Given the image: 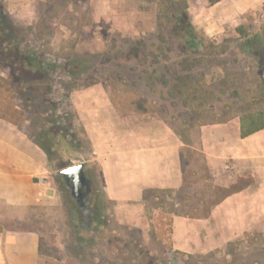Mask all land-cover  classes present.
I'll return each mask as SVG.
<instances>
[{
	"label": "rangeland",
	"instance_id": "1",
	"mask_svg": "<svg viewBox=\"0 0 264 264\" xmlns=\"http://www.w3.org/2000/svg\"><path fill=\"white\" fill-rule=\"evenodd\" d=\"M170 1L87 0L82 6L79 0L76 3L72 0H0L5 12L3 26H0V46L7 48V39L9 41L13 36L15 45L27 47L34 57H43L40 60L54 69L49 70V93L43 111L50 118L62 115L59 126L69 147V153L58 151L57 146L47 138H39L37 126L40 124L29 110H24L20 116L13 115L28 138L20 132V138L15 141L47 166L48 179L58 195V205L50 208L47 217L44 211L43 217L34 219V226L31 227L39 230L41 235L39 264H264V216L233 240L196 242L197 248L195 246L193 251L189 249L184 254L174 252L173 211L179 210L178 205L184 195L190 194L188 205L197 203L200 196L194 195L198 192L196 185L185 186L178 192L150 191L143 207L139 203L109 201L103 193L100 160H96L97 155L91 151L93 145L105 147L112 138L119 139L123 131L161 132L168 127L181 135V141L195 144L199 139L200 123L226 116L240 118L246 112L259 111H262L264 119V100L256 103L250 100L256 94L254 85L260 69H257L256 61H250V56L237 50L235 32L237 26L258 29L264 21V3L252 10L237 12L228 10L226 3L211 6L212 3L206 0H186L192 24L204 36L198 47L202 61L190 72L193 78L198 79L193 84L198 86V90L193 89L187 94V106L171 105L168 99L160 97L157 88L151 94L145 82L137 81L135 85L118 80L110 82L108 77L100 80L103 75L92 74L69 81L67 57H78L75 61L79 62L81 57L86 56L92 59L94 65L95 55L103 52L100 62L105 64L103 62L108 60L104 52L117 45L118 41L140 40L152 49L156 45L167 44L172 49L176 47L173 42L175 37L172 36L176 29L174 24H162L164 16L171 15L172 10L165 7ZM159 36L164 39L169 37L162 42ZM8 49H12V45ZM209 50L212 53H208ZM168 54L170 59L161 56L155 63L152 59L141 63L147 67L158 66L162 68L159 71L164 70L167 75L172 67H179L177 63L182 59L175 53ZM235 55L239 57L238 63L232 62ZM11 57L15 72L28 78L26 60L15 54ZM3 60L0 56V75L6 76L13 68L11 65L1 66L5 63ZM249 61L252 69L245 65ZM97 71L100 73L103 69ZM123 72L127 74L128 71ZM234 76L237 77L235 81L229 80ZM249 77L251 81H248ZM223 80L226 81L224 85L221 84ZM219 86L224 89L223 95H220L221 90H217ZM235 89L239 91L237 95L233 93ZM139 91H148L145 101L137 96ZM163 95L166 97V92ZM5 96V93H0V114L3 116H6L8 107ZM20 96L18 103L25 105L22 92ZM218 96H221L220 101L216 99ZM140 103L150 111H137ZM54 105H58L55 112L52 109ZM239 105L244 110H240ZM197 111L202 116L199 123L191 126ZM188 127L190 130L186 131ZM93 156L94 160L88 166L96 191L98 216L91 226L82 229L75 204L66 197L55 171L77 163L79 158ZM50 163L55 170L50 169ZM190 163V167L202 169L199 155L195 154ZM213 183L217 181L213 180ZM13 228L29 227L13 225Z\"/></svg>",
	"mask_w": 264,
	"mask_h": 264
},
{
	"label": "crops",
	"instance_id": "2",
	"mask_svg": "<svg viewBox=\"0 0 264 264\" xmlns=\"http://www.w3.org/2000/svg\"><path fill=\"white\" fill-rule=\"evenodd\" d=\"M206 1L211 6L226 3L228 10L237 12L264 3V0ZM20 132L23 131L16 123L0 115V264H39L41 235L31 228L33 220L43 217L44 211L47 217L50 208L58 205L47 166L15 141ZM199 133L198 141L191 145L203 154L216 185L232 184L239 177L253 180L215 204L207 217L173 216L172 239L182 252L193 251L196 242L233 240L264 216V127L241 137L240 118L232 117L224 122L204 123ZM183 145L168 127L161 132L123 131L119 139L112 138L105 147L93 145L91 152L100 160L99 172L107 200L139 203L143 207L145 193L180 189ZM82 159L89 165L94 156Z\"/></svg>",
	"mask_w": 264,
	"mask_h": 264
},
{
	"label": "trees",
	"instance_id": "3",
	"mask_svg": "<svg viewBox=\"0 0 264 264\" xmlns=\"http://www.w3.org/2000/svg\"><path fill=\"white\" fill-rule=\"evenodd\" d=\"M72 1L73 3H76L77 0ZM86 1L87 0H79L82 6L86 3ZM165 7L170 8L172 11L171 15L169 13L168 16H164V21H162V24H174V27L176 29L172 32V36L175 37V41L173 42H175L176 47L172 49L170 47V44H167L165 46L156 45V48L152 49L145 45V42H142L140 40H136L133 42L118 41L117 45H113L111 48H109V50L104 52L105 59L108 60H105V62H103L105 64H102L100 62V58L103 56V52L95 55L94 59H96V64L94 65L92 64V59H89L86 56L81 57L79 62L75 61L76 59H78V57L72 59L70 57H67V63L68 65L70 64L68 71L66 70L67 76H69L70 78L69 81L78 78H85L92 74L94 76L103 75L104 77H102V79L100 80L108 77V80L110 82L121 81L123 83L128 82L131 85H135L137 81L142 84H144L145 82L147 88L150 87L149 89L151 91V94H154L155 89L157 88V90L160 92V97L162 99H168L171 105L177 106L178 104H181L187 106V94L190 93V91L193 89L198 90V86L193 85L195 84L194 82L198 81V79L196 77L193 78L190 72L192 68H194L202 61L200 57L202 56V54L199 53L198 47L202 44L204 36L200 35L194 28L191 18L187 13L186 0H171L170 2H166ZM4 13V8L2 7V5H0V26H3L2 19L4 18ZM162 31H164V29ZM235 32L237 33L238 40V44L236 45L238 47L237 50L245 55L250 56V61H256L257 69H260L257 82L254 85V92L256 94L250 97L251 102H260L264 100V21L256 30L247 28L244 29L242 26H237L235 28ZM167 37L169 36H165V39H167ZM159 38L162 40V42L165 41L164 37L159 36ZM14 39L15 37L13 36L9 38V41L7 39V48L4 47V45L2 47L0 46V50H2L0 51V56H3V61L5 62L4 64L1 63V66L5 68L11 65L10 67L13 68L14 61L12 62L11 56L13 54H15L16 56H22L27 62L28 78H23L20 74L15 72L14 68L9 71L8 75H0V93H5V97L8 98V107H6L5 115L12 123H16L18 127L22 129V127H20L19 125V122H16L14 120L13 115L17 114L20 116L24 114V110H29V113L31 112L35 116V120H37L40 124L39 126H37V131L40 134L39 138H47L49 142L57 146V148L59 149L58 151L64 150L66 151V153H69L67 152L69 148L67 140L65 139V135H62V127L59 126L62 115H52V117L50 118L43 111V104L44 102H46L45 98L49 93L48 84L50 78L48 77V75H51L49 73V70L54 69L49 65L48 67L47 65H45V63H43V61H41L43 60V57H39L41 60L37 57H34L33 52L28 51L27 47H23L20 44L15 45ZM10 45H12L13 50L8 49ZM223 50L225 51V49H222V51ZM170 52L175 53L178 57L180 56V58H182L181 61L177 63V65L181 69L179 67H172V70L169 71V74L167 75L164 70L159 71L162 68H158V66H149V69L147 65L141 63L148 59H152V61H154L155 63L158 59H160L161 56H165L166 58L168 57L170 59V54H168ZM25 53L28 55H24ZM208 53H212V50H209ZM250 61L245 63V65L247 66V68L252 69V65L249 64ZM232 62H239L238 55H235L233 57ZM100 68H102L103 71L98 73L99 71L97 70H100ZM120 68L123 70H121ZM104 69L107 70L104 71ZM123 71H128V78L126 77L127 74ZM236 78V76L230 77L229 80L235 81ZM251 80L252 79L249 77L248 81ZM225 82L226 81L223 80L221 81V84L224 85ZM222 89V86H219V88H217L218 92L219 90H221L220 95H223L224 93V89ZM27 91H29V93ZM21 92L25 96V105L19 104L17 101V99L21 98ZM164 92H166V97H164L163 95ZM238 92L239 91L235 89L233 93L237 95ZM139 93L140 94L136 92V94H138L137 96L145 101V98H147L148 96V91H145L144 93L139 91ZM39 95H41V97ZM216 99L220 101L221 96H218V98L216 97ZM1 102L2 101H0V103ZM53 104L56 103L54 102ZM57 108L58 105H54V107L52 108L54 110L53 112H55ZM238 108L240 110H244V107L242 105H239ZM138 109L139 110L137 111L142 113L150 111L146 107V105H141V103L138 105ZM201 116L202 115L200 111L195 112L194 120L192 121V123H190L191 126H193V124L199 123ZM230 118H232V116H226L223 119L212 120L209 122H224ZM204 123L205 122L200 124ZM263 127L264 119H262V111H259L258 113L246 112L240 117L241 137H245L251 133H254L262 129ZM189 130L190 129L188 127L186 131ZM175 133L178 136H181L178 132ZM55 138L58 139L55 140ZM182 142L184 145L180 149V158L183 169V184L181 188L175 190V192L180 191L185 186L190 187L196 185L198 187V192L193 193L194 195L197 194L198 196H200V198H198V201L196 203L197 205L195 204L190 206L188 205V200L191 199L189 197L190 194L187 196L184 195L183 200L178 205L180 207L179 210L174 209V215L199 218L207 217L211 212V208L215 204L219 203L228 195L242 190L245 186L252 183L253 179H251V177H239L234 183L227 186L214 184L210 171L206 163L203 161V154L200 151L192 148V145L188 142ZM41 148L43 151L45 150L44 147L41 146ZM195 154L199 155L202 158V169L190 167V162L192 161ZM50 169L55 170L56 168L53 164L51 165L50 163ZM198 169H200V171ZM164 192L169 191L165 190ZM174 252L179 254L183 253L182 251L177 249L174 250Z\"/></svg>",
	"mask_w": 264,
	"mask_h": 264
},
{
	"label": "flooded vegetation",
	"instance_id": "4",
	"mask_svg": "<svg viewBox=\"0 0 264 264\" xmlns=\"http://www.w3.org/2000/svg\"><path fill=\"white\" fill-rule=\"evenodd\" d=\"M88 169V177L85 180H79L77 184H73L71 180L65 181L58 176L62 187L66 193V197L70 203L75 204L78 212L80 228H87L92 225V221L98 216V203L96 191L94 188L93 177Z\"/></svg>",
	"mask_w": 264,
	"mask_h": 264
},
{
	"label": "water",
	"instance_id": "5",
	"mask_svg": "<svg viewBox=\"0 0 264 264\" xmlns=\"http://www.w3.org/2000/svg\"><path fill=\"white\" fill-rule=\"evenodd\" d=\"M88 161L82 158L78 159L77 163L69 165L55 171V174L65 181L71 180L73 184H77L79 180H85L88 177Z\"/></svg>",
	"mask_w": 264,
	"mask_h": 264
}]
</instances>
